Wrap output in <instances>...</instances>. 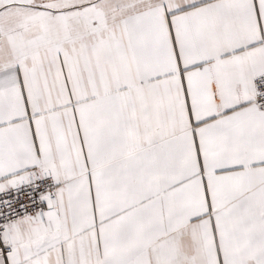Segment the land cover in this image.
Returning <instances> with one entry per match:
<instances>
[{
    "label": "snow or ice",
    "instance_id": "obj_1",
    "mask_svg": "<svg viewBox=\"0 0 264 264\" xmlns=\"http://www.w3.org/2000/svg\"><path fill=\"white\" fill-rule=\"evenodd\" d=\"M0 264H264V0H0Z\"/></svg>",
    "mask_w": 264,
    "mask_h": 264
}]
</instances>
